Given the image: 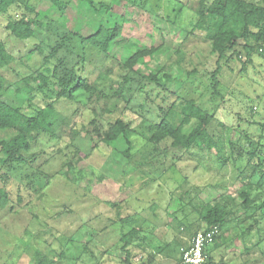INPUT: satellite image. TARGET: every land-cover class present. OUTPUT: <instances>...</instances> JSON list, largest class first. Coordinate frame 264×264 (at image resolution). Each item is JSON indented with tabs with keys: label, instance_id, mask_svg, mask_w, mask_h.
Listing matches in <instances>:
<instances>
[{
	"label": "trees",
	"instance_id": "obj_1",
	"mask_svg": "<svg viewBox=\"0 0 264 264\" xmlns=\"http://www.w3.org/2000/svg\"><path fill=\"white\" fill-rule=\"evenodd\" d=\"M28 1L0 0V16L11 7L22 6L21 10H15L18 11L15 13L17 15L7 17L3 23L7 36L16 40L35 38L33 27L38 25L46 35V42L42 44L44 48L37 47L41 56V68L33 77L37 80L35 94L41 95L40 104L26 109L22 105L12 107L0 100V129L12 130V135L0 137V209L3 213H11L15 208L21 211L23 205H27L30 212L32 199L29 201V198L33 194L36 197L44 192L32 188L28 182L23 185L27 191V200L20 193L12 200L6 187L10 176L4 170L32 162L33 158L28 159L26 152L40 136H46L49 140L68 139L67 147L72 145L77 135L84 132L89 136L91 149H95L100 143L108 147L110 152L106 153L103 160L118 151V155L128 162L124 163H132L134 171L144 174L140 167L143 165L141 162H147V158L145 161L134 159L135 154L142 151L133 152L127 137L128 132L136 127L145 135L146 147L150 146L152 157H162L158 174L173 166V163L166 165L164 158L169 157L171 162L185 158L196 162L192 170H198L202 166L205 169L204 162L215 164L217 174H213L212 178H219V184L227 182L226 171H230L231 182L239 183L233 193H226L224 197L213 201H204L199 196L198 185L181 190L179 199L197 214L198 225L193 226L190 237L179 248L186 247L188 240L198 231H209L217 226L218 233L213 236V242L204 249V264H211L214 249L232 245L235 238H240L243 246V264L264 263V198L256 202L252 197L257 190L264 192V120L251 123L258 127V135H254L252 131H239L235 143L230 141L227 133L215 134L212 126L218 109L217 97L223 98L218 78L222 70L226 68L230 71L231 62H240L241 57L245 58L241 66L244 69L254 54L264 56V0H189L188 3L177 0L187 10L188 28L184 27L183 30L185 39L186 36H197V32L203 31L201 39L206 43V54L213 59V67L201 73L207 80L204 92L197 90L196 79L200 72L195 67L187 68L183 64L184 58L180 56L179 50L173 51L172 59V55L167 54L168 60H172L170 63L158 64L159 66L146 72L140 70V65L148 57L164 49V42L157 46L139 45L129 57H116L113 48L122 33L124 17L112 11L113 0H49L56 15H45L47 18L44 24L39 14H30L33 7ZM124 1L156 13L151 9L149 0ZM72 7L79 10V13L76 28L69 30L62 25L61 17ZM98 12L103 14L100 22L95 20L98 19ZM81 27L87 28L85 34L79 32ZM238 40L242 42L239 43ZM87 51L96 53L101 57L103 66L106 65L100 71L104 80L109 81L108 85L104 82L88 83L81 75V63L86 58ZM12 61L13 55L0 40V89L9 82L1 72ZM173 66L180 70L178 77L171 73ZM112 73L116 74L113 79L110 77ZM80 89L86 92L83 100L90 114L87 127L75 119L79 115L82 117L79 105L67 113L58 111L56 106L62 97L72 99L75 91ZM46 98L48 100L44 102ZM248 112L249 115L253 114L251 104ZM122 114L128 115L131 120L120 118ZM220 126L229 130L228 133L232 128L222 122ZM234 128L237 131L243 129L240 125ZM120 137H123L126 146L117 150L113 148V144ZM88 157L89 153L76 150L72 157L63 161L57 172L64 173L67 178L68 171H72V178L68 179L74 183L85 177L88 181L105 178L106 174L101 166L92 165ZM116 159L122 162V159ZM81 160L89 162L86 169H77L76 164ZM134 184L135 182L128 186L134 187ZM88 188L90 187L87 186ZM108 204L122 209L120 203ZM137 216L138 214H125L119 219L123 224H131L135 221L132 218ZM141 230V226L135 227L134 224L128 231L121 230L120 247L126 248L127 242L137 237ZM179 248L178 263L181 264ZM126 252L124 261L131 264L130 256L133 254L129 249ZM31 263L56 264L57 261L48 253H36Z\"/></svg>",
	"mask_w": 264,
	"mask_h": 264
},
{
	"label": "rangeland",
	"instance_id": "obj_2",
	"mask_svg": "<svg viewBox=\"0 0 264 264\" xmlns=\"http://www.w3.org/2000/svg\"><path fill=\"white\" fill-rule=\"evenodd\" d=\"M28 2L33 7L30 14H39L43 24L47 18L45 15L55 17L56 11L49 0ZM149 2L151 9L156 13L130 5L124 0H113L112 11L124 17L121 24L122 33L113 48L116 57H129L139 45L157 46L164 42L165 50L161 49L159 53L148 57L145 65L139 64L142 72L154 69L158 64L170 63L175 50L180 51V56L184 58L183 64L187 68L198 69L199 75L205 70H210L213 67V59L206 54L207 46L201 39L203 31L197 32V36H186L185 39L183 30L184 27L188 28L186 8L177 0ZM18 9L21 10L22 6L11 7L7 13L0 16V40L13 55V61L1 72L9 82L0 89V100L12 107L22 105L27 109L42 101L41 95L35 94L37 80L33 77L41 68V56L37 47L44 48L42 44L46 42V35L38 25L33 27L35 38L16 40L7 36L3 23L7 17L17 15L15 13L18 11L15 10ZM78 13L79 10L75 7L67 9L61 17L62 25L74 30ZM102 16L103 14L99 13L98 19L95 20L100 22ZM79 32L85 34L87 28L81 27ZM238 42L241 43L242 40ZM168 53L172 55L170 60ZM244 61L245 58L241 57L240 62H231V70L224 68L218 77L223 98L217 97L218 109L216 119L212 123L213 131L215 134L227 133L232 143L238 140L239 131H252L254 135H258V127L251 123L264 120V56L254 54L242 69ZM81 65V75L88 83L109 84L100 71L106 65L103 66L101 57L96 53L87 51ZM179 72L176 66L171 68L174 77H178ZM199 75L196 79L197 90L204 92L207 80ZM110 77L113 79L116 74L112 73ZM85 97L84 89L77 90L74 98L62 97V100H58L57 109L67 113L79 105L82 117L79 115L75 119L87 127L90 114L83 100ZM250 104L252 115L248 112ZM128 115L122 114L120 118L131 120ZM219 122L233 129L228 133L229 130L223 129ZM237 125L243 129L237 131L234 128ZM67 133L69 132H64ZM10 135L12 130L0 129V137ZM144 136L136 127L127 135L132 151H142L136 153L134 159L145 161L147 158V162H141L143 165L140 167L144 174L134 171L132 163L126 164L128 162L118 155V151L103 160L106 153L110 152L108 147L100 143L98 147L91 149L89 136L84 132L77 135L72 145L67 147L68 139L49 140L46 136H40L26 152L28 159L33 158L32 162H25L15 169L4 168L10 176L6 187L12 200L17 193L27 200V191L23 185L28 182L32 188L44 192L36 197V194H33L34 197L29 198V201L32 199L30 212L27 205H23L21 211L15 208L11 213H3L0 209V264H32L36 253H48L57 261L56 264H126L124 258L127 249L133 254L130 256L131 264H179L178 248L190 237L193 226L198 225V216L180 201L178 194L182 189L198 185L199 196L204 201H213L224 197L226 193H233L239 183L231 182L230 171H226L227 182L219 184V178H212L216 173L215 164L204 162L205 169L202 166L198 170H192L196 162L185 158L177 162H171L169 157L164 158L166 165L173 163V166L158 174L162 157H152L151 148L146 147L147 140ZM113 146L117 150L125 147L123 137ZM76 150L89 153L88 161L92 165L101 166L106 174L105 178L100 181L96 178L88 181L85 177L74 183L68 179L72 178V171H68L67 178L64 173H58L63 161L72 157ZM117 157L122 159L121 163ZM89 162L81 160L76 167L86 169ZM134 182V187L128 186ZM87 186L90 188L87 189ZM252 197L256 202H260L264 198V192L257 190ZM108 203H120L122 209ZM262 207L264 211V204ZM125 214L138 216L132 218L135 221L131 224H123L119 217ZM132 224L135 227L141 226L142 230L137 237L127 242L126 248H121V230L128 231ZM242 249L240 238H235L232 245L214 249L211 264H243ZM254 256L256 257V254Z\"/></svg>",
	"mask_w": 264,
	"mask_h": 264
},
{
	"label": "built area",
	"instance_id": "obj_3",
	"mask_svg": "<svg viewBox=\"0 0 264 264\" xmlns=\"http://www.w3.org/2000/svg\"><path fill=\"white\" fill-rule=\"evenodd\" d=\"M218 233L217 226L209 231H198L189 240L186 247H180L181 264H204L206 246L213 242V236Z\"/></svg>",
	"mask_w": 264,
	"mask_h": 264
},
{
	"label": "bare ground",
	"instance_id": "obj_4",
	"mask_svg": "<svg viewBox=\"0 0 264 264\" xmlns=\"http://www.w3.org/2000/svg\"><path fill=\"white\" fill-rule=\"evenodd\" d=\"M180 258V257H179Z\"/></svg>",
	"mask_w": 264,
	"mask_h": 264
}]
</instances>
